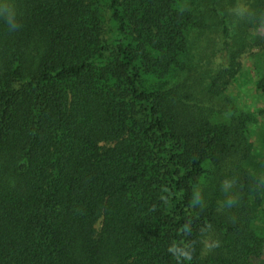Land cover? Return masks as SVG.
<instances>
[{"label":"trees","instance_id":"16d2710c","mask_svg":"<svg viewBox=\"0 0 264 264\" xmlns=\"http://www.w3.org/2000/svg\"><path fill=\"white\" fill-rule=\"evenodd\" d=\"M252 90L264 0H0V264H264Z\"/></svg>","mask_w":264,"mask_h":264},{"label":"rangeland","instance_id":"374dc122","mask_svg":"<svg viewBox=\"0 0 264 264\" xmlns=\"http://www.w3.org/2000/svg\"><path fill=\"white\" fill-rule=\"evenodd\" d=\"M244 61L245 62H247L246 64H247V67L249 66L250 67V65L252 66V64H251V59L249 58V57H247V56H245V59H244ZM251 68V70H252V67H250ZM250 88H252V85L251 86H247V90L249 89V90H251ZM233 89H234V91L237 93L239 90H238V86H234L233 87ZM241 94V96L243 97L242 98V101L243 102H245V103H247V104H252V105H254V107H257V106H264V97H261V98H257V101L258 102H255L254 103V100H253V94H254V90H252V91H250V93H249V97L248 98H246L245 99V96H246V94L245 93H243V92H241L240 93Z\"/></svg>","mask_w":264,"mask_h":264}]
</instances>
